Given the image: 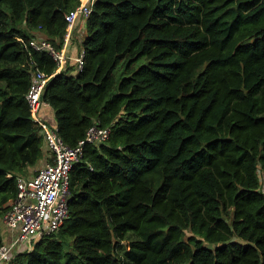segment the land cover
Returning <instances> with one entry per match:
<instances>
[{"label": "trees", "instance_id": "trees-1", "mask_svg": "<svg viewBox=\"0 0 264 264\" xmlns=\"http://www.w3.org/2000/svg\"><path fill=\"white\" fill-rule=\"evenodd\" d=\"M80 2L0 0V215L47 149L36 68L69 145L111 127L71 170L65 224L9 264H264V0H95L84 69L59 72L26 42L62 48Z\"/></svg>", "mask_w": 264, "mask_h": 264}, {"label": "built area", "instance_id": "built-area-1", "mask_svg": "<svg viewBox=\"0 0 264 264\" xmlns=\"http://www.w3.org/2000/svg\"><path fill=\"white\" fill-rule=\"evenodd\" d=\"M94 2L81 0L66 13L67 33L62 48L43 36L31 38L26 42L27 48L50 54L59 72L67 71L71 61L75 62L77 72H81L85 65V50L81 48L72 55L69 44L79 22L86 20L92 12ZM50 77L46 71L36 68L27 93L34 122L47 147V160L32 176H18L17 193L2 215V222L8 227L11 238L0 246V264H9L18 253L32 250L40 238L60 230L70 214L71 170L82 160L87 144L101 145L111 133V127L96 122L77 145H69L61 136L58 125L51 124L42 112L44 107H51L43 99Z\"/></svg>", "mask_w": 264, "mask_h": 264}, {"label": "crops", "instance_id": "crops-1", "mask_svg": "<svg viewBox=\"0 0 264 264\" xmlns=\"http://www.w3.org/2000/svg\"><path fill=\"white\" fill-rule=\"evenodd\" d=\"M81 22V21H80ZM80 22H79V24H78V26H79V28L77 27V29H76V31L74 32V37H73V40H72V42L70 43V45H69V51H70V53L72 54V55H74V54H76L77 53V51H78V48L76 47V44H77V42H76V39L78 38V36L79 35H83V34H85V31H86V23L85 22H82L81 24H80ZM84 28V29H83ZM78 32H80V34H78ZM74 43H76V44H74ZM42 112H43V115L45 116V118L51 123V124H53V125H57V120H56V117H55V111H54V109L52 108V107H44L43 108V110H42ZM45 154H44V156L41 158V160H39L38 162H37V164H35L34 166H29L28 167V170H29V172H30V175H28V176H32L34 173H35V171H37L40 167H42L43 165H44V163H45V161L47 160V156H48V151H47V149L45 148ZM11 201V200H10ZM1 218H2V216H1ZM2 225H3V230H4V234H5V237H4V240L6 241V242H9L10 241V231H9V229H8V227H6L5 225H4V223L2 222ZM1 227V226H0ZM2 234H3V232H2Z\"/></svg>", "mask_w": 264, "mask_h": 264}, {"label": "rangeland", "instance_id": "rangeland-1", "mask_svg": "<svg viewBox=\"0 0 264 264\" xmlns=\"http://www.w3.org/2000/svg\"><path fill=\"white\" fill-rule=\"evenodd\" d=\"M82 22H85V19H82L81 22H80V24H81ZM78 28H79V26H78ZM83 29H84V28H83ZM86 33H87V32H85V34H83V35H79V36H78V39H79V40H83L84 36H86ZM78 34H80V32H78ZM70 72H73V71H70ZM44 145H45V144H44ZM28 175H30V172H28L26 176H28ZM9 204H10V201L7 202V203H5V204H4V207L9 206ZM1 216H2V215H0V226H1V230H2V232H3V236L5 237L4 230H3V225H2V218H1Z\"/></svg>", "mask_w": 264, "mask_h": 264}]
</instances>
